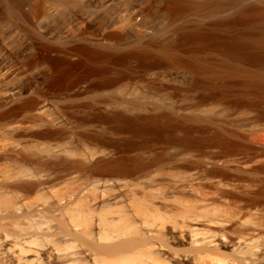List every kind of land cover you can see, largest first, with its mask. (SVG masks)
<instances>
[{"label": "rangeland", "instance_id": "rangeland-1", "mask_svg": "<svg viewBox=\"0 0 264 264\" xmlns=\"http://www.w3.org/2000/svg\"><path fill=\"white\" fill-rule=\"evenodd\" d=\"M256 37L264 0H0V116L47 104L18 140L101 143L95 163L152 167L129 189L186 194L213 211L216 195L175 184L230 161L262 191L264 83L248 75L264 72ZM167 162L190 168L161 175ZM254 250L264 259V239Z\"/></svg>", "mask_w": 264, "mask_h": 264}, {"label": "bare ground", "instance_id": "bare-ground-1", "mask_svg": "<svg viewBox=\"0 0 264 264\" xmlns=\"http://www.w3.org/2000/svg\"><path fill=\"white\" fill-rule=\"evenodd\" d=\"M250 44L264 61V37ZM263 73L248 75L264 83ZM47 113V104L35 103L0 116V264H264L254 250L264 239V183L255 192L257 183L236 178L227 160L205 166V179L175 184L190 194L204 188L216 195L213 211L186 194L169 199L143 187L131 190L151 176V166L95 163L107 154L101 143L17 139L28 118L38 122ZM161 165V175L190 168ZM229 232L234 254L227 252Z\"/></svg>", "mask_w": 264, "mask_h": 264}]
</instances>
